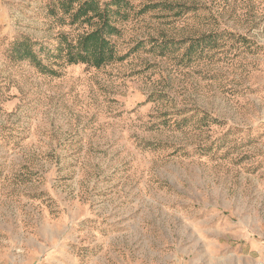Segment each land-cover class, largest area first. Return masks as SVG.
Returning a JSON list of instances; mask_svg holds the SVG:
<instances>
[{"label":"rangeland","instance_id":"1","mask_svg":"<svg viewBox=\"0 0 264 264\" xmlns=\"http://www.w3.org/2000/svg\"><path fill=\"white\" fill-rule=\"evenodd\" d=\"M78 6L0 0V262L236 259L264 231V0H124L100 68L58 52L97 27Z\"/></svg>","mask_w":264,"mask_h":264},{"label":"trees","instance_id":"2","mask_svg":"<svg viewBox=\"0 0 264 264\" xmlns=\"http://www.w3.org/2000/svg\"><path fill=\"white\" fill-rule=\"evenodd\" d=\"M79 3L77 9L72 15L73 23L80 21L90 22L96 25V29L79 35L74 41H69L63 36L62 41L65 45L58 52L66 51L68 61L71 64L85 63L91 64L96 68L108 64L115 59H118L115 50V45L109 40V36L118 32L117 27L113 25V17L121 15V7L124 0H114L109 4L102 5L96 0H63L65 13H70L72 6ZM117 7L118 9H114ZM212 37H202L188 48V55H192L197 46H207L212 42ZM18 52L23 49L24 58H35L33 50L30 48L28 40L22 43H17Z\"/></svg>","mask_w":264,"mask_h":264},{"label":"crops","instance_id":"3","mask_svg":"<svg viewBox=\"0 0 264 264\" xmlns=\"http://www.w3.org/2000/svg\"><path fill=\"white\" fill-rule=\"evenodd\" d=\"M264 252V231L260 234L251 229H236V259L223 260L221 264H255ZM0 264H6L0 262ZM7 264H20L10 262ZM23 264V263H21Z\"/></svg>","mask_w":264,"mask_h":264},{"label":"built area","instance_id":"4","mask_svg":"<svg viewBox=\"0 0 264 264\" xmlns=\"http://www.w3.org/2000/svg\"><path fill=\"white\" fill-rule=\"evenodd\" d=\"M255 264H264V252L262 253L260 260Z\"/></svg>","mask_w":264,"mask_h":264}]
</instances>
